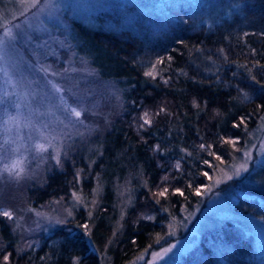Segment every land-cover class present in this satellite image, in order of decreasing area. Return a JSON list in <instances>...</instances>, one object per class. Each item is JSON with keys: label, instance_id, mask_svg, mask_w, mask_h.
<instances>
[{"label": "trees", "instance_id": "1", "mask_svg": "<svg viewBox=\"0 0 264 264\" xmlns=\"http://www.w3.org/2000/svg\"><path fill=\"white\" fill-rule=\"evenodd\" d=\"M163 8L136 12L118 29L103 27L113 19L107 12L91 25L69 20L76 51L114 83L120 105L96 136L97 151H83L27 191L35 208L74 193L87 207L22 250L0 215V264H101L103 257L124 264L155 246L170 217L199 202L217 164L243 147L264 114V0H164ZM145 112L151 123L141 127ZM252 177L264 183V165ZM236 184L244 194L234 209L264 224L260 187L242 177L218 190L234 192ZM177 264L259 263L251 237L226 221Z\"/></svg>", "mask_w": 264, "mask_h": 264}, {"label": "rangeland", "instance_id": "2", "mask_svg": "<svg viewBox=\"0 0 264 264\" xmlns=\"http://www.w3.org/2000/svg\"><path fill=\"white\" fill-rule=\"evenodd\" d=\"M163 1L39 0L33 6V0H0V39L4 41L0 49V213L11 214V219L1 216L21 250L60 227L77 208L87 207L80 193H74L67 201L52 200L35 208L27 191L41 184L48 173L71 166L83 151H97L96 136L108 129L120 105L114 83L99 77L76 51L69 20L91 25L98 13L107 12L114 21L103 27L118 29L126 27L136 12L162 14ZM69 108L83 110L79 121ZM40 145L43 151L38 150ZM6 165L21 168V177L9 175ZM263 165L264 114L230 161L217 164L199 202L171 216L155 246L124 264H177L202 234L226 221L251 237L257 261L264 264L262 220L233 207L236 195L244 191L239 184L234 192L218 190L244 177L254 189L260 187L258 195L263 198L264 183L252 177ZM96 196L94 192L88 200L90 206ZM101 264L110 263L103 257Z\"/></svg>", "mask_w": 264, "mask_h": 264}, {"label": "snow or ice", "instance_id": "3", "mask_svg": "<svg viewBox=\"0 0 264 264\" xmlns=\"http://www.w3.org/2000/svg\"><path fill=\"white\" fill-rule=\"evenodd\" d=\"M37 3H39V0H33V6H35V4H37ZM5 35L6 36H10V33H5ZM3 45H4V41L2 39H0V49L3 48ZM146 75L151 76L152 73L149 72V73H146ZM55 91L56 92H60V89L56 88ZM67 110H68L69 114L72 117H75V120H77V121L80 120V118L82 116V111H83L82 109L81 110H77L76 108H69ZM160 111H164V109L162 108ZM148 116H149V114L147 112H145L144 115H143V117H141V119L143 120V125H141V127H143L144 125H149L151 123L150 119H148ZM241 123H243V121H241ZM234 126L235 127H238V125H234ZM225 142L232 143L233 145H235L237 143V141H235V140H229V141H225ZM5 143H7V141H5ZM200 147L202 149H204L206 146L205 145H201ZM38 150L39 151H43L44 150L43 149V146L42 145L38 146ZM216 159L219 160L220 157L217 156ZM57 163H59V160L58 159H57ZM205 163H208V162L205 161ZM177 167H179V166L177 165ZM243 167H244V165H241V168H243ZM4 171H8L9 172V175H14L16 179H19L21 177V175H22V169L16 167L15 165H12V166H7L6 165L5 168H4ZM204 175L207 176V173H204ZM165 179H167V178H165ZM167 191H168V189L165 187L162 191H160L158 193V195L165 196L166 193H167ZM176 192L179 193L180 195H183V193L180 192L179 189H177ZM199 194H200V190L197 189V195H199ZM0 215L6 216L9 219L12 218L11 217V214L9 212H6V211L0 213ZM5 259H7V258H5Z\"/></svg>", "mask_w": 264, "mask_h": 264}]
</instances>
